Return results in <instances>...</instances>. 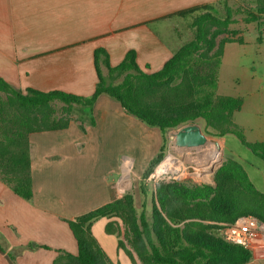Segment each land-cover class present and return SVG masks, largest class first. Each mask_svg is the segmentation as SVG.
<instances>
[{"label":"crops","instance_id":"crops-1","mask_svg":"<svg viewBox=\"0 0 264 264\" xmlns=\"http://www.w3.org/2000/svg\"><path fill=\"white\" fill-rule=\"evenodd\" d=\"M220 2L0 0V79L23 92L60 91L88 98L99 82L97 50L107 54L111 67L134 51L139 68L156 73L194 37L192 17L175 14ZM232 47L227 45L222 64ZM100 71L108 78L103 60ZM81 108L74 107L80 120L71 118L67 129L30 135L31 201L0 181V264H53L60 252L77 255L68 222L119 198L127 165L131 164L132 175L141 177L160 152L161 132L128 115L110 97L102 95L94 105V124ZM126 129L151 142L138 157L130 154L122 159L123 151L115 148L122 146L119 134ZM257 131L258 141L264 142V124ZM206 160L215 162L212 156ZM113 221L102 218L91 231L112 264H132L119 249L117 237L107 231ZM29 245L37 247L28 249ZM250 248L252 259L247 264H264V239H254Z\"/></svg>","mask_w":264,"mask_h":264},{"label":"trees","instance_id":"trees-1","mask_svg":"<svg viewBox=\"0 0 264 264\" xmlns=\"http://www.w3.org/2000/svg\"><path fill=\"white\" fill-rule=\"evenodd\" d=\"M255 3L256 12H248L247 23L259 22L264 16V0H255ZM225 7L224 18L209 12L210 5L175 14L194 17L191 28L195 30V37L156 73L142 71L134 51L119 65L111 67L107 54L97 50L95 64L99 82L88 98L60 91L27 89L23 92L0 79V181L19 197L31 201L30 135L67 129L75 106L87 108L92 116V109L102 95L117 101L128 115L147 127L161 132V150L150 162L143 179H147L163 159L166 133L199 119L211 129L206 131L208 135L234 136L264 162V142H249L244 129L234 122V115L242 109L244 100L216 94L224 42H220L211 56L209 53L215 47L216 38L229 32L230 26L235 24L234 10ZM213 28L215 30L210 32ZM102 60L108 67V78L101 74ZM120 78L122 81L115 84ZM55 103L64 105L60 114ZM214 181L215 187L161 185L157 190L159 207L154 202L150 220L145 208L137 217L134 198L126 194L124 204L115 200L69 221L78 254L60 252L53 264H112L91 231L93 224L102 218L115 219L109 223L107 231L117 237L119 249L132 264L249 263L250 247L227 243L219 236L218 225L205 222L230 224L240 217L253 216L264 223V193L255 187L243 165L233 160H228L215 174ZM34 247L37 246L29 245L28 249Z\"/></svg>","mask_w":264,"mask_h":264},{"label":"rangeland","instance_id":"rangeland-1","mask_svg":"<svg viewBox=\"0 0 264 264\" xmlns=\"http://www.w3.org/2000/svg\"><path fill=\"white\" fill-rule=\"evenodd\" d=\"M226 5L234 10L233 18L235 24L230 26L229 32L220 34L216 38L215 47L209 53V56H211L219 48L220 42H224V53L221 59L222 69L220 67L218 73L216 94L219 96L241 97L245 101L246 104L242 112L238 113V111L235 113L234 122L244 129L245 137L249 142H258L259 136L256 133L259 131H257V127L264 124V16L256 23H247L245 21L248 12H256L257 6L255 0H226L225 3L221 1L219 4L212 6L208 11L218 17L224 18L226 15ZM192 30L195 32L194 29ZM214 30L215 28L211 29L210 32ZM229 44H232L233 47L229 49L228 57L224 61V64H222L226 47ZM197 57L198 54L195 55V58ZM220 71L221 81L219 82ZM121 81L122 79L120 78L114 83L118 84ZM54 107L60 114L64 105L62 103H55ZM80 110L89 117L91 116L87 108L82 107ZM70 116L72 119L77 118L80 120L81 113L76 110ZM187 125H198L209 139V142L214 143L211 150L208 147L207 150L202 151L199 159L192 161L187 160L189 157L186 156V153L183 154L180 149L173 146L174 134ZM187 125L169 130L166 133L164 136L166 141L163 159L154 167L153 173L147 179H143V176L137 177L132 175L130 171L131 164L127 165V173L124 174L119 186L120 197L116 200L124 204L125 195L131 194L134 198L137 217H139L143 208H145L148 219H151L152 205L154 202L159 207L157 190L161 185L176 183L186 188L202 185L215 187V174L228 160H233L243 165L255 187L260 192L264 190V162L242 146L237 138L234 136L215 138L208 135L206 131L210 132L211 129H207L206 123L201 119ZM99 132L100 130L96 131V133ZM119 138L124 142L122 146H115V148L120 147L119 149L123 151L122 159L130 154H136V157H138L141 154L139 151L151 145V142L144 140L139 132H132L129 129H126L124 133L120 131ZM169 155H173L181 162L180 168L157 175L158 168ZM209 156L218 158L219 161L214 162V164L207 162L206 158L208 159ZM126 217L131 219L130 215ZM134 217L136 216L134 215ZM205 224H215L221 228V226L227 223L205 222ZM219 232L218 234L220 236Z\"/></svg>","mask_w":264,"mask_h":264},{"label":"built area","instance_id":"built-area-1","mask_svg":"<svg viewBox=\"0 0 264 264\" xmlns=\"http://www.w3.org/2000/svg\"><path fill=\"white\" fill-rule=\"evenodd\" d=\"M219 233L229 244L250 247L254 239H264V223L253 216H243L221 226Z\"/></svg>","mask_w":264,"mask_h":264},{"label":"water","instance_id":"water-1","mask_svg":"<svg viewBox=\"0 0 264 264\" xmlns=\"http://www.w3.org/2000/svg\"><path fill=\"white\" fill-rule=\"evenodd\" d=\"M209 142L198 125H187L174 134V146L180 149H196Z\"/></svg>","mask_w":264,"mask_h":264},{"label":"bare ground","instance_id":"bare-ground-1","mask_svg":"<svg viewBox=\"0 0 264 264\" xmlns=\"http://www.w3.org/2000/svg\"><path fill=\"white\" fill-rule=\"evenodd\" d=\"M214 144V143H213ZM174 146V145H173ZM209 147L208 144H206L204 147L196 148V149H180L183 154L186 153V156L189 157L187 160L192 161L194 159H199L201 156L202 151L207 150ZM176 148V147H175ZM210 150L213 147H209ZM215 162L219 161L218 158H214ZM180 161H178L173 155H169V157L161 164V166L157 170V175H161L164 173L169 172L170 170L175 171L180 168ZM196 164V163H195Z\"/></svg>","mask_w":264,"mask_h":264}]
</instances>
